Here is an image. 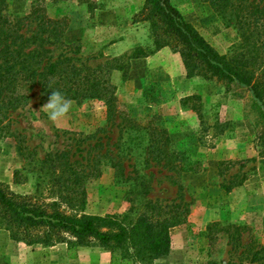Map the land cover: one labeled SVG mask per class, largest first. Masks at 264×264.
<instances>
[{
    "label": "rangeland",
    "instance_id": "rangeland-1",
    "mask_svg": "<svg viewBox=\"0 0 264 264\" xmlns=\"http://www.w3.org/2000/svg\"><path fill=\"white\" fill-rule=\"evenodd\" d=\"M6 2L11 16L38 5L62 19L65 43L54 56L62 52L113 85L115 106L72 100L69 114L51 121L36 85L0 120V183L57 199L59 188L72 184L52 176L65 179L67 167L43 160L63 152L83 173L86 194L82 205L62 200L69 212L111 216L126 228L143 212L181 222L169 228L167 254L134 262L132 244H27L0 226V264H112L115 256H125L124 264H264V118L251 91L188 75L179 52L155 49L150 24L141 19L146 0ZM170 2L220 53L242 50L240 31L207 2ZM136 51L147 54L134 57Z\"/></svg>",
    "mask_w": 264,
    "mask_h": 264
},
{
    "label": "trees",
    "instance_id": "trees-1",
    "mask_svg": "<svg viewBox=\"0 0 264 264\" xmlns=\"http://www.w3.org/2000/svg\"><path fill=\"white\" fill-rule=\"evenodd\" d=\"M202 1L207 2L226 25L240 31L244 41L242 50L233 54L220 53L183 18L170 0H146L140 12L141 19L150 24L155 49L170 47L179 52L188 75H202L246 87L262 107L264 118V0ZM62 23V19L49 18L38 5L26 15L11 16L6 0H0V115H3L0 120L6 117L7 109L25 102L28 92L36 85L40 86L42 98H49L51 87L61 90L71 100L97 98L103 99L109 110L115 106L113 85L107 84L88 66L74 64L71 57L62 52L54 56L65 43L66 28ZM146 54L136 51L134 57ZM22 88L27 92H22ZM193 98L199 96L186 99ZM262 139L264 141V130ZM64 159L62 152L43 160L44 165L50 162L53 168L67 167L69 175L65 179L52 176L57 183L63 180L65 184H72L71 190L68 186L59 188L57 199L45 200L33 194L16 193L7 184L0 183V226L9 231L12 239L44 245L64 241L73 246L97 243L113 249L132 244L137 248L131 255L134 258H130L133 262L137 258L146 261L168 253L169 228L181 222L179 218L152 220L143 212L133 226L126 228L111 216L66 210L63 199L82 205L86 194L82 186L83 173L77 165ZM22 179L20 171L16 170L14 182ZM244 179L242 177L235 185L242 184ZM126 260L125 256H115L112 264H124Z\"/></svg>",
    "mask_w": 264,
    "mask_h": 264
},
{
    "label": "clouds",
    "instance_id": "clouds-1",
    "mask_svg": "<svg viewBox=\"0 0 264 264\" xmlns=\"http://www.w3.org/2000/svg\"><path fill=\"white\" fill-rule=\"evenodd\" d=\"M52 89L47 102L43 105L46 110L47 118L56 121L67 116L72 109V100L69 99L61 90Z\"/></svg>",
    "mask_w": 264,
    "mask_h": 264
}]
</instances>
